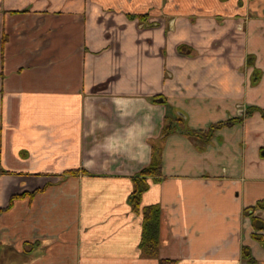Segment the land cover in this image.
I'll return each mask as SVG.
<instances>
[{"label":"crops","instance_id":"crops-1","mask_svg":"<svg viewBox=\"0 0 264 264\" xmlns=\"http://www.w3.org/2000/svg\"><path fill=\"white\" fill-rule=\"evenodd\" d=\"M251 106L264 109V0H0L1 240L23 264H159L129 201L159 143L142 206L163 208L160 257L251 264L248 245L264 264L244 215L264 198ZM179 116L222 126L162 139Z\"/></svg>","mask_w":264,"mask_h":264},{"label":"trees","instance_id":"trees-1","mask_svg":"<svg viewBox=\"0 0 264 264\" xmlns=\"http://www.w3.org/2000/svg\"><path fill=\"white\" fill-rule=\"evenodd\" d=\"M27 11V10H22ZM18 12V11H13ZM141 17H147V15H141ZM253 64V62H249ZM261 78V70L256 69L252 75V82L256 84ZM260 111L264 118V109L258 108L256 106H251L248 108L246 115L252 114L254 111ZM242 120V117L231 119L230 122H236ZM220 125H214L209 130H194L188 127L182 116L176 118H167L162 139L167 138L170 134L180 130V132L190 135L192 137H201L203 139H210L214 130L221 127ZM161 143V141H159ZM262 155L264 156V149L262 150ZM79 172L86 173L85 169H71L67 170V174H78ZM163 176L162 172V145L153 143V156L152 161L149 165L145 166L142 170L138 172L133 177L134 189L130 194L129 201L132 204L133 208L140 212L143 216V234L141 240V248L145 255L158 258L159 264H177L178 260L173 258H161L160 257V247H161V226H162V217H163V208L161 204H149L142 206V196L145 191L150 187L149 178L154 177L160 179ZM51 184H47L43 189H37L32 192H24L23 194L13 195L9 206L7 209H10L15 199L23 197L25 195H31L32 197L41 191L47 189ZM258 211H264V198L258 200L255 204L248 206L244 209V215L250 219L251 226L253 229L252 237L258 242L264 244V217ZM2 209H0V213ZM1 223H0V244H1ZM1 252V245H0ZM242 257L249 263H256L257 259L253 254L252 248L248 245H243L242 247Z\"/></svg>","mask_w":264,"mask_h":264},{"label":"rangeland","instance_id":"rangeland-1","mask_svg":"<svg viewBox=\"0 0 264 264\" xmlns=\"http://www.w3.org/2000/svg\"><path fill=\"white\" fill-rule=\"evenodd\" d=\"M13 243V242H12ZM14 244V243H13ZM8 242H1V252H0V264H23L25 259L18 258L17 256H12L14 253V245Z\"/></svg>","mask_w":264,"mask_h":264}]
</instances>
